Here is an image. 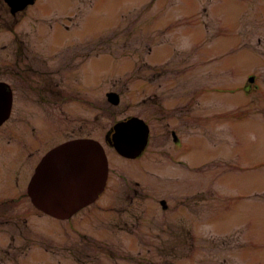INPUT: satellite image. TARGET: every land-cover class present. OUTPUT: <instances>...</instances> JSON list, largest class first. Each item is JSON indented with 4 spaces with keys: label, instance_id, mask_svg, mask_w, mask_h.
<instances>
[{
    "label": "rangeland",
    "instance_id": "374dc122",
    "mask_svg": "<svg viewBox=\"0 0 264 264\" xmlns=\"http://www.w3.org/2000/svg\"><path fill=\"white\" fill-rule=\"evenodd\" d=\"M86 4L39 0V24L27 18L11 41H39L28 56L44 80L39 108L52 137L75 121V137L102 142L110 169L104 205L64 221L29 197L27 209L0 208V264H264V0H90L85 11ZM182 112L187 143L179 159L187 166L171 160L176 147L165 129ZM130 117L151 129L137 159L121 157L105 139ZM24 179L15 186L22 196ZM135 182L134 203L140 213L149 209L140 223L117 209L125 203L120 191ZM9 192L0 200L18 196Z\"/></svg>",
    "mask_w": 264,
    "mask_h": 264
},
{
    "label": "flooded vegetation",
    "instance_id": "af4514ba",
    "mask_svg": "<svg viewBox=\"0 0 264 264\" xmlns=\"http://www.w3.org/2000/svg\"><path fill=\"white\" fill-rule=\"evenodd\" d=\"M38 4L39 0H34V3L31 4H24L19 0H0V35H4L3 39L0 38V102L4 103L5 115H7V111H9L8 116H5L0 124V133L8 126L9 128L7 131L10 132L8 138L0 137V140H3V143H5V148H0V152H7L6 154H0L3 156V158L0 159V163L5 164V166L0 169V174H2L0 175V196L10 193L9 191L11 188L13 189L12 193L18 194V196H7L0 200V208L8 207V210L27 209L26 203L23 202V200H27L29 197L31 201L28 194L29 183L37 166L50 150L61 144L72 142L77 139L92 138V136L88 135L75 137L77 131V122L75 121L72 123L69 121L63 122L67 127V131L63 133L58 132L52 137L53 132H48V124L42 121L43 111L39 108V103L47 101L43 89L45 88V84L43 78L39 76V68L32 64L35 61V57L28 56V50L33 49L39 41L37 40L38 42H30L28 44L26 43L27 41H21L19 39L11 41L12 35L18 33V28L27 18H29L31 22L39 24L40 16ZM84 7H86L85 11L89 10L90 0H88V4ZM46 14L47 13L43 12L41 16L44 18ZM75 16H77V13H75L74 9L73 16L68 15L66 19L71 21ZM30 27L34 33L39 34L38 25ZM95 75L96 74H94V76ZM51 88L53 91L55 89L58 92L60 83H56L55 86L51 84ZM255 88L256 86L254 85L253 89ZM63 98H67V96H63ZM194 98L196 106H200L198 101L199 96L197 95ZM79 101L80 100L77 101V104ZM52 107H55V104H52ZM160 109L165 111L164 107H160ZM0 111H2V109H0ZM80 112L82 111L80 110ZM77 113L78 111L74 109L72 113H68V116L76 118ZM182 113L183 116L181 119L179 118L178 124L166 122L165 129L170 133L171 139L176 147L175 152L172 153L171 160L181 166H187V163L179 159V157L184 154L187 143V139H184L181 132L184 127L188 126V117L185 112ZM54 120L58 125V127L55 128L59 131L61 125L58 122L59 118H54ZM79 124V128L86 130L88 127L87 118L83 117V119L79 120ZM15 131L18 132V134H16ZM47 137L52 138L46 142L45 146L44 140ZM105 139H109L108 135L105 136ZM148 147L149 144L146 150ZM11 152H13V158L11 157ZM178 152H180V154H178ZM28 176H30V180L27 185V191L26 194L22 196L21 190L15 188V186H20V177H25L24 183H26ZM12 183H14V185H12ZM136 186L139 187L138 182H135L134 188L130 186V188L120 191L122 195L125 193L126 197L124 205L118 206L117 209L123 210V212L125 210L126 215L129 216L133 222L140 223L142 217L146 216V219L149 217V209L144 207L141 209L140 213L138 204L134 203L135 196L138 194ZM16 189L18 191H16ZM105 189L107 190L108 187ZM102 202L101 196L98 201L96 200V202L83 210L91 208L92 206H98V204L101 205L103 204ZM31 204L33 205L32 201ZM161 204L164 205L165 210L170 209L167 205L163 204L162 201ZM105 206L107 207V205ZM181 208H184V206H181ZM15 219L16 217L14 214L9 216V222H14ZM25 220L26 217L23 218V221ZM127 233L129 232L127 231ZM132 233L129 234L132 235Z\"/></svg>",
    "mask_w": 264,
    "mask_h": 264
},
{
    "label": "water",
    "instance_id": "95a60500",
    "mask_svg": "<svg viewBox=\"0 0 264 264\" xmlns=\"http://www.w3.org/2000/svg\"><path fill=\"white\" fill-rule=\"evenodd\" d=\"M34 3V0H19ZM253 81V79H251ZM109 101L119 105L117 94ZM0 124L4 120V103L0 102ZM149 128L138 118L119 122L109 140L123 157L136 159L145 150ZM108 161L103 147L95 140H75L48 152L35 170L28 194L33 205L56 219H69L92 204L105 186Z\"/></svg>",
    "mask_w": 264,
    "mask_h": 264
}]
</instances>
